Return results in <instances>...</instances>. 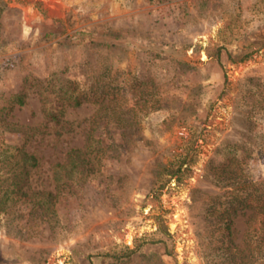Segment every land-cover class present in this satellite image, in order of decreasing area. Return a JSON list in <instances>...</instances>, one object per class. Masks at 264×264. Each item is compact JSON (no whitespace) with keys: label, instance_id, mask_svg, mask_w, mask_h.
I'll use <instances>...</instances> for the list:
<instances>
[{"label":"rangeland","instance_id":"rangeland-1","mask_svg":"<svg viewBox=\"0 0 264 264\" xmlns=\"http://www.w3.org/2000/svg\"><path fill=\"white\" fill-rule=\"evenodd\" d=\"M3 1L0 146L38 165L0 211V264H217L209 161L244 154L264 180V0ZM94 81L108 106L72 105ZM252 213L233 218L238 248Z\"/></svg>","mask_w":264,"mask_h":264},{"label":"trees","instance_id":"trees-1","mask_svg":"<svg viewBox=\"0 0 264 264\" xmlns=\"http://www.w3.org/2000/svg\"><path fill=\"white\" fill-rule=\"evenodd\" d=\"M7 8V2L0 0V17ZM51 34H53L51 31L45 32L43 37L47 38ZM84 34L83 32L74 33L76 37ZM96 82H92L89 89L81 92L82 94L69 96L70 103L78 106L83 101H87L101 104L102 107L108 106L110 98L105 92L102 91L100 95L94 96L95 98L88 95L87 92L91 90L104 89ZM24 97V93L14 94L10 97V102L22 105ZM52 111L49 109L47 115L51 119H56L57 116ZM92 145L89 143L88 149L92 148ZM77 153L78 150L71 152L73 156H77ZM221 159L223 161L215 164L209 161L207 168L211 181L224 191L214 195L202 193L205 196L203 224L210 229V235L215 236L220 244L217 248L221 254L220 251L216 253L217 264H264V180H253L246 176L243 168L244 154L226 152ZM190 160L191 158L187 156L180 157L175 168L171 170V175H177V183L181 182L184 173L189 170L188 161ZM37 165V158L23 146L7 144L0 146V211H8L13 202L26 195L24 188L28 184L31 170ZM55 167L61 169V163ZM47 195L51 196L50 193ZM46 201L47 199L41 204L46 205ZM245 210H252L253 213L248 220L249 229L244 246L238 248L233 244L231 227L233 218Z\"/></svg>","mask_w":264,"mask_h":264}]
</instances>
